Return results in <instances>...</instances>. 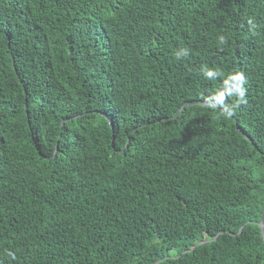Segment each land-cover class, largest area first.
<instances>
[{"label":"trees","instance_id":"trees-1","mask_svg":"<svg viewBox=\"0 0 264 264\" xmlns=\"http://www.w3.org/2000/svg\"><path fill=\"white\" fill-rule=\"evenodd\" d=\"M263 208L264 0H0V264H264Z\"/></svg>","mask_w":264,"mask_h":264},{"label":"clouds","instance_id":"clouds-1","mask_svg":"<svg viewBox=\"0 0 264 264\" xmlns=\"http://www.w3.org/2000/svg\"><path fill=\"white\" fill-rule=\"evenodd\" d=\"M249 25H252V20L248 21ZM220 43H226V39L224 36L219 37ZM181 53L186 54L185 49H180L176 55L179 56ZM204 76L209 79H214L218 73L213 70H206L204 71ZM245 82V78L243 73H236L233 76H230L226 81L223 88L218 89L215 91L211 96L207 98V103L212 105L213 107H221L225 106L226 99L232 96H239L241 99L243 98V84ZM239 103V101H236ZM17 215V214H16ZM9 255H12L9 253Z\"/></svg>","mask_w":264,"mask_h":264},{"label":"water","instance_id":"water-1","mask_svg":"<svg viewBox=\"0 0 264 264\" xmlns=\"http://www.w3.org/2000/svg\"><path fill=\"white\" fill-rule=\"evenodd\" d=\"M200 101H191V102H187L186 104H184L180 109L179 111L173 116L175 117L186 105H189V104H193V103H199ZM246 134V133H245ZM246 137H248L246 135ZM260 225H261V230H262V235H263V239H264V208H263V215H262V218H261V221H260Z\"/></svg>","mask_w":264,"mask_h":264}]
</instances>
